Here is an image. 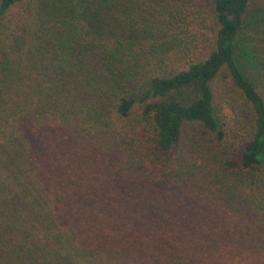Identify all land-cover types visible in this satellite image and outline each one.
Returning <instances> with one entry per match:
<instances>
[{
	"label": "trees",
	"instance_id": "trees-1",
	"mask_svg": "<svg viewBox=\"0 0 264 264\" xmlns=\"http://www.w3.org/2000/svg\"><path fill=\"white\" fill-rule=\"evenodd\" d=\"M0 264H264V0H0Z\"/></svg>",
	"mask_w": 264,
	"mask_h": 264
},
{
	"label": "rangeland",
	"instance_id": "rangeland-1",
	"mask_svg": "<svg viewBox=\"0 0 264 264\" xmlns=\"http://www.w3.org/2000/svg\"><path fill=\"white\" fill-rule=\"evenodd\" d=\"M196 2V0H194Z\"/></svg>",
	"mask_w": 264,
	"mask_h": 264
}]
</instances>
